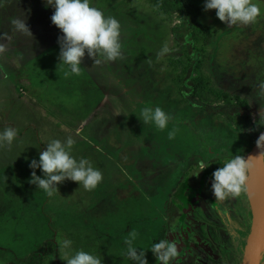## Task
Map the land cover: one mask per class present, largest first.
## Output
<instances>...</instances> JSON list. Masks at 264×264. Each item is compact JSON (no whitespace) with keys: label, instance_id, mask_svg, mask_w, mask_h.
Masks as SVG:
<instances>
[{"label":"rangeland","instance_id":"1","mask_svg":"<svg viewBox=\"0 0 264 264\" xmlns=\"http://www.w3.org/2000/svg\"><path fill=\"white\" fill-rule=\"evenodd\" d=\"M91 2L120 22L123 58L95 64L86 55L79 75L59 63L62 33L44 0H5L0 9V31L13 37L0 53V130L19 132L0 148V264L26 263L44 246L36 264H66L74 250L133 264L124 243L132 230L138 248L174 241L172 264H242L255 180L249 168L245 190L225 201L211 183L215 169L247 157L264 131V17L227 27L215 10L203 11L201 27L161 0ZM22 12L32 37L10 31ZM165 45L169 53L158 57ZM156 106L172 117L163 131L138 119ZM67 137L72 154L92 161L103 180L92 191L65 180L49 197L29 183L28 163L50 139ZM66 238L71 249L61 246ZM146 256L160 264L150 250Z\"/></svg>","mask_w":264,"mask_h":264},{"label":"clouds","instance_id":"2","mask_svg":"<svg viewBox=\"0 0 264 264\" xmlns=\"http://www.w3.org/2000/svg\"><path fill=\"white\" fill-rule=\"evenodd\" d=\"M5 0H0V9ZM46 8L54 9L51 22L62 35L58 37L59 63L67 65L70 72L79 75L82 61L87 55L93 63L116 61L123 58L121 42V24L113 16L105 15L92 5L91 0H44ZM215 10L219 21L232 27L234 25H249L258 18L264 17V0H203V11ZM22 16L10 19V31L32 37L24 12ZM13 37L0 31V53H4ZM167 45L157 53L162 57L169 53ZM67 75V73H66ZM259 96L264 97V83L259 86ZM123 113L117 111L115 115ZM143 124H152L159 130H165L172 117L161 107H144L138 116ZM177 134L173 127L168 132L172 140ZM19 135L15 127H5L0 130V148L11 146ZM75 141L72 137L64 140L50 139L38 159H31L28 166L31 171L29 183L52 197L58 190V185L65 180L77 182L86 191L94 190L103 180L102 171L95 167L87 158H77L72 154ZM257 147H264V133L256 141ZM250 157L234 155L223 166L212 173L211 192L218 201H225L239 195L246 188ZM203 167V166H202ZM39 169L42 175L36 174ZM138 238L136 230L130 231L124 238L126 256L133 264H149L146 252L151 251L160 264H172L177 255V246L167 238L151 244L148 249L138 248L135 244ZM73 241L63 239V249H71ZM139 250V251H138ZM66 264H103V259L92 252L74 250V254L66 256Z\"/></svg>","mask_w":264,"mask_h":264},{"label":"water","instance_id":"3","mask_svg":"<svg viewBox=\"0 0 264 264\" xmlns=\"http://www.w3.org/2000/svg\"><path fill=\"white\" fill-rule=\"evenodd\" d=\"M250 155L249 168L255 183L260 186V191L258 199H252L253 231L242 264H258V261L264 253V147L259 149L257 144H255L246 158H249Z\"/></svg>","mask_w":264,"mask_h":264},{"label":"trees","instance_id":"4","mask_svg":"<svg viewBox=\"0 0 264 264\" xmlns=\"http://www.w3.org/2000/svg\"><path fill=\"white\" fill-rule=\"evenodd\" d=\"M162 3L172 12H182L185 13L189 20L194 22L198 26H203L199 22V16L203 13V0H161ZM194 95L196 97H202L204 93H202V90L198 88V85H194ZM190 188V185L186 183L180 190H179V196L181 198H184V192L185 190H188ZM46 245H52V243L49 241L45 243ZM48 248L44 246L40 252L33 253L28 257V261L25 262H19L17 264H36L39 263L41 258L47 254Z\"/></svg>","mask_w":264,"mask_h":264},{"label":"bare ground","instance_id":"5","mask_svg":"<svg viewBox=\"0 0 264 264\" xmlns=\"http://www.w3.org/2000/svg\"><path fill=\"white\" fill-rule=\"evenodd\" d=\"M250 188H251V192L253 194L254 199L257 200L258 199V195H259V191H260V186L255 183Z\"/></svg>","mask_w":264,"mask_h":264}]
</instances>
